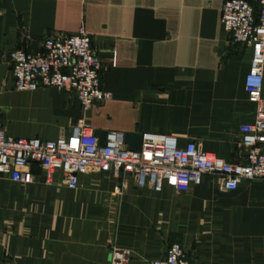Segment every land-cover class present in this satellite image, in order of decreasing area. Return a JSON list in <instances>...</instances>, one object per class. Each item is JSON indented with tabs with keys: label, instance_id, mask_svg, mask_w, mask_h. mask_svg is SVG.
<instances>
[{
	"label": "crops",
	"instance_id": "0c3cea01",
	"mask_svg": "<svg viewBox=\"0 0 264 264\" xmlns=\"http://www.w3.org/2000/svg\"><path fill=\"white\" fill-rule=\"evenodd\" d=\"M223 0H0V110L37 104L34 117L3 121L13 137L53 139L82 117L93 130L155 132L243 161L239 126L255 105L243 76L249 48L219 23ZM82 27L109 97L82 111L71 93L13 88L7 53L36 51L47 34ZM264 96V66L262 80ZM0 175V264H150L174 243L188 264H264V178L224 191L205 174L186 191L136 187L127 175L85 172L68 189Z\"/></svg>",
	"mask_w": 264,
	"mask_h": 264
},
{
	"label": "built area",
	"instance_id": "2783aa9c",
	"mask_svg": "<svg viewBox=\"0 0 264 264\" xmlns=\"http://www.w3.org/2000/svg\"><path fill=\"white\" fill-rule=\"evenodd\" d=\"M219 23L232 42L249 48L243 89L255 105V115L251 122L239 126V142L246 150L242 162H226L202 151L194 141L178 146L173 136L155 132L140 133L138 150H129L123 132L117 130H106L102 145H98L93 129L82 117L68 132L53 139L13 137L6 134L0 118V175L29 184L34 164L42 170L44 184L59 173L66 188L74 189L79 173L96 172L130 176L136 187L147 186L154 192L164 187L184 192L205 174L217 176L224 191L234 190L241 179L264 178V0H223ZM7 59L15 90L52 87L68 92L83 112L109 97L100 87L99 57L81 26L70 34L45 35L33 52L11 49ZM150 264L188 262L180 245L174 243Z\"/></svg>",
	"mask_w": 264,
	"mask_h": 264
},
{
	"label": "rangeland",
	"instance_id": "374dc122",
	"mask_svg": "<svg viewBox=\"0 0 264 264\" xmlns=\"http://www.w3.org/2000/svg\"><path fill=\"white\" fill-rule=\"evenodd\" d=\"M43 112V108L37 104L23 105V106H10L7 109L0 110L2 118H6L8 121L12 122L17 117H34Z\"/></svg>",
	"mask_w": 264,
	"mask_h": 264
},
{
	"label": "water",
	"instance_id": "95a60500",
	"mask_svg": "<svg viewBox=\"0 0 264 264\" xmlns=\"http://www.w3.org/2000/svg\"><path fill=\"white\" fill-rule=\"evenodd\" d=\"M12 80H14L12 78ZM104 130H93L94 136L97 138L98 145H102L104 138ZM123 140L129 150H138L140 144V134L136 132H123Z\"/></svg>",
	"mask_w": 264,
	"mask_h": 264
}]
</instances>
